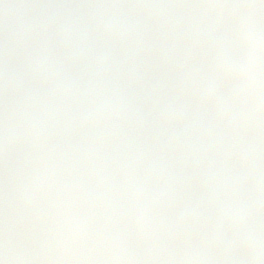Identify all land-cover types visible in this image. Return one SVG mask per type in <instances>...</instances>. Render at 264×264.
Here are the masks:
<instances>
[{"label": "rangeland", "instance_id": "rangeland-1", "mask_svg": "<svg viewBox=\"0 0 264 264\" xmlns=\"http://www.w3.org/2000/svg\"><path fill=\"white\" fill-rule=\"evenodd\" d=\"M6 19L18 32L0 39V90L28 99L3 110L0 133L28 136L35 154L0 167V264H207L183 234L215 264H264V0H0ZM234 43L249 65L227 61ZM165 74L179 96H161ZM200 100L214 103L220 128L183 148L170 127ZM45 121L62 173L44 167ZM203 183L225 188L222 205L187 223L185 192ZM47 215L67 236L36 253L31 228Z\"/></svg>", "mask_w": 264, "mask_h": 264}, {"label": "water", "instance_id": "water-1", "mask_svg": "<svg viewBox=\"0 0 264 264\" xmlns=\"http://www.w3.org/2000/svg\"><path fill=\"white\" fill-rule=\"evenodd\" d=\"M0 31L12 34L15 32V26L12 22L7 21L1 24ZM129 57L134 59L136 56L129 55ZM228 59L232 62L247 64L249 54L243 45L237 44L229 50ZM163 87L172 94H177L180 91L179 81L172 75L163 79ZM21 97L22 94L20 93L6 94L0 92V111L5 103L11 100H20ZM217 127L218 113L215 107L209 102H197L185 108L172 132L178 141L187 145H195L203 141ZM20 140V138L10 133L0 136V147L7 146L4 160H9L27 149ZM222 196L223 189L218 186H197L187 192L181 213L189 221L202 222L215 214L220 206ZM11 226L12 224L6 225L7 228ZM35 230L41 249L50 248L66 235V230L52 222L51 219L36 224Z\"/></svg>", "mask_w": 264, "mask_h": 264}]
</instances>
